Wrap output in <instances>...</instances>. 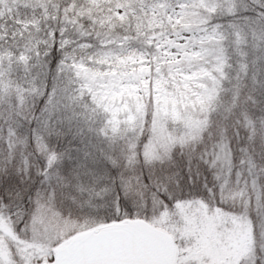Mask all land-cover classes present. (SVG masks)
I'll use <instances>...</instances> for the list:
<instances>
[{
	"label": "rangeland",
	"instance_id": "rangeland-1",
	"mask_svg": "<svg viewBox=\"0 0 264 264\" xmlns=\"http://www.w3.org/2000/svg\"><path fill=\"white\" fill-rule=\"evenodd\" d=\"M248 1L156 0L148 6L163 14L145 32L125 41L104 31L93 61L56 65L64 80L46 79L48 96L45 84L26 89L0 80V172L7 163L25 189L35 186L33 201L38 194L44 203L31 219L28 200L18 214L0 215V264H51L78 235L134 220L172 236L174 264H259L254 252L264 250V228L253 234L242 182L222 204L202 179L170 181L127 207L110 191L113 178L159 169L173 151L179 158L205 141L221 161L204 173L210 184L221 175L227 183L233 153L245 171L240 146L253 125L264 128V8L252 0L256 14ZM137 5L124 9L135 15ZM70 13L72 23L84 18ZM77 89L88 93L89 106L73 99ZM46 100L42 123L30 124Z\"/></svg>",
	"mask_w": 264,
	"mask_h": 264
},
{
	"label": "trees",
	"instance_id": "trees-1",
	"mask_svg": "<svg viewBox=\"0 0 264 264\" xmlns=\"http://www.w3.org/2000/svg\"><path fill=\"white\" fill-rule=\"evenodd\" d=\"M131 1L141 2V5H137L135 15L124 9ZM251 1H248L249 7L257 14ZM155 2L156 0H151V3L149 0H0V80L5 79L11 85L26 89H39L48 80L53 82L54 77H57L55 81L62 83L64 79L55 72L56 65L62 62L87 63L88 57L93 61V54L96 53L94 50L100 40L99 34L104 31L114 32L115 37H125V41L128 36L136 35L135 31L145 32L148 30L145 27L149 26L147 23L153 24L150 19L163 14V11L159 12L148 6H157ZM257 5L264 8V3ZM70 11H82L84 18L72 23ZM75 25L79 27L76 28ZM75 91L73 99L89 106L88 93L80 94L79 89Z\"/></svg>",
	"mask_w": 264,
	"mask_h": 264
},
{
	"label": "snow or ice",
	"instance_id": "snow-or-ice-1",
	"mask_svg": "<svg viewBox=\"0 0 264 264\" xmlns=\"http://www.w3.org/2000/svg\"><path fill=\"white\" fill-rule=\"evenodd\" d=\"M262 3H264V0H262ZM256 7H259V5H256ZM244 11H249L247 5H245ZM236 15H239V13ZM259 23L264 25V16L259 17ZM44 95L48 96L46 84ZM47 104L46 100L45 106L40 108L41 116H37L34 111L30 113L32 116L30 124L33 122L42 123L43 115L47 114ZM33 107H36V105L34 104ZM15 116L16 113H13V117ZM238 134L239 130H237ZM229 147H231V142H229ZM209 148H211L210 152ZM239 151L242 167L245 171H240L236 167L237 157L233 153L231 171L227 174V183H225L224 176L221 175L219 181L214 180L210 184L207 176L204 175L205 172L215 173L220 168L221 163L215 145H208L205 141L197 152H181L179 158H177L176 152L173 151L168 158L158 162L159 169L149 166L145 170L142 167L135 175L125 172L119 180L113 178L110 190L112 198L117 204H123L127 207L133 199L141 196L146 197L150 192H158L161 185H166L170 181L181 180V178H183L182 182L186 183L191 178L198 183L199 179H202L203 190L222 204V198L225 197V194L231 193L233 185L236 186L237 190H240L242 182L243 190L247 191V216L252 224L253 234L256 235L258 226L264 228V128L258 131L253 125ZM238 173L239 179H237ZM34 187L33 185L25 189L15 173L5 163L3 171L0 172V215H11L14 212L18 214V210L21 209L24 201L28 200L33 203V208L28 214V218L31 219L32 214L44 207V203L40 200L38 194L37 199L33 201ZM209 189H211L210 192ZM243 201L244 196L241 195L240 210H244ZM13 227L16 228L19 234V227L15 224ZM254 258L259 264H264V250L254 252ZM13 259H18L15 255V249H13Z\"/></svg>",
	"mask_w": 264,
	"mask_h": 264
},
{
	"label": "water",
	"instance_id": "water-1",
	"mask_svg": "<svg viewBox=\"0 0 264 264\" xmlns=\"http://www.w3.org/2000/svg\"><path fill=\"white\" fill-rule=\"evenodd\" d=\"M174 257L172 236L141 220L80 234L52 264H173Z\"/></svg>",
	"mask_w": 264,
	"mask_h": 264
},
{
	"label": "flooded vegetation",
	"instance_id": "flooded-vegetation-1",
	"mask_svg": "<svg viewBox=\"0 0 264 264\" xmlns=\"http://www.w3.org/2000/svg\"><path fill=\"white\" fill-rule=\"evenodd\" d=\"M54 262V261H53Z\"/></svg>",
	"mask_w": 264,
	"mask_h": 264
}]
</instances>
